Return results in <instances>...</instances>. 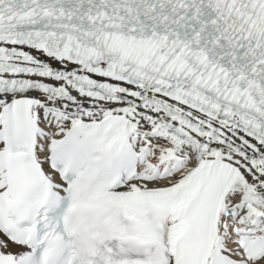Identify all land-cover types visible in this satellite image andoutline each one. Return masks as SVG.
<instances>
[{
    "label": "snow or ice",
    "instance_id": "snow-or-ice-1",
    "mask_svg": "<svg viewBox=\"0 0 264 264\" xmlns=\"http://www.w3.org/2000/svg\"><path fill=\"white\" fill-rule=\"evenodd\" d=\"M0 264H264V0H0Z\"/></svg>",
    "mask_w": 264,
    "mask_h": 264
}]
</instances>
